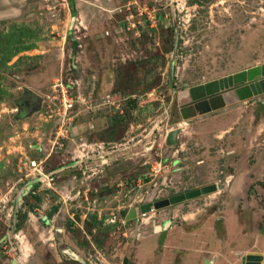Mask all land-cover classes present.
<instances>
[{"label": "rangeland", "instance_id": "1", "mask_svg": "<svg viewBox=\"0 0 264 264\" xmlns=\"http://www.w3.org/2000/svg\"><path fill=\"white\" fill-rule=\"evenodd\" d=\"M263 63L264 0H0V264L264 257V94L174 114Z\"/></svg>", "mask_w": 264, "mask_h": 264}, {"label": "water", "instance_id": "2", "mask_svg": "<svg viewBox=\"0 0 264 264\" xmlns=\"http://www.w3.org/2000/svg\"><path fill=\"white\" fill-rule=\"evenodd\" d=\"M230 92H235L242 100L264 94V63L221 79L191 87L189 90L191 99L182 103L179 107H174V114L179 118L189 119L219 110L226 106L227 100L225 96ZM218 187L217 184L213 183L154 203L149 202L141 206V211L147 213L153 211V209H161L186 199L212 193L217 191ZM135 217H137V209L133 208L129 212L128 219ZM263 258L261 253H249L244 261L245 264H261ZM15 264L19 263L16 261ZM205 264L213 263L207 259Z\"/></svg>", "mask_w": 264, "mask_h": 264}, {"label": "built area", "instance_id": "3", "mask_svg": "<svg viewBox=\"0 0 264 264\" xmlns=\"http://www.w3.org/2000/svg\"><path fill=\"white\" fill-rule=\"evenodd\" d=\"M65 100H68V99H65ZM69 101V100H68ZM65 107L68 109V108H70L71 106H73V104H72V102H69V103H67V102H65ZM31 163H32V166L34 167V168H36L38 171H41L40 172V174H42L44 177V179L42 178L41 180H45V178H49V179H51V180H54V178H50V175L53 173H51V174H45L44 172H43V169H40L39 168V166L38 165H40V161L38 162L37 160H33V161H31Z\"/></svg>", "mask_w": 264, "mask_h": 264}, {"label": "flooded vegetation", "instance_id": "4", "mask_svg": "<svg viewBox=\"0 0 264 264\" xmlns=\"http://www.w3.org/2000/svg\"><path fill=\"white\" fill-rule=\"evenodd\" d=\"M39 100L38 97L36 98H30L29 100H24L21 104H22V108L23 109H28V110H32L37 106V101ZM245 259V258H244ZM244 259H242V264H245Z\"/></svg>", "mask_w": 264, "mask_h": 264}, {"label": "crops", "instance_id": "5", "mask_svg": "<svg viewBox=\"0 0 264 264\" xmlns=\"http://www.w3.org/2000/svg\"><path fill=\"white\" fill-rule=\"evenodd\" d=\"M167 224V223H166ZM193 244V243H192ZM216 247V245L214 244V248ZM195 249H198V247H196ZM200 255L198 254V253H196L195 255H194V257H193V259H191L190 261H194V262H196V261H199V259H200V257H199ZM201 256H202V254H201ZM207 259H209L213 264H220V262H221V260H219V259H217V258H211V257H205L204 258V261H203V263L202 264H205V262H206V260Z\"/></svg>", "mask_w": 264, "mask_h": 264}, {"label": "bare ground", "instance_id": "6", "mask_svg": "<svg viewBox=\"0 0 264 264\" xmlns=\"http://www.w3.org/2000/svg\"><path fill=\"white\" fill-rule=\"evenodd\" d=\"M159 228H160V227H159ZM159 228H158V229H159Z\"/></svg>", "mask_w": 264, "mask_h": 264}]
</instances>
